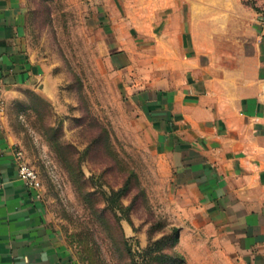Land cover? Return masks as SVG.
<instances>
[{
	"label": "rangeland",
	"instance_id": "rangeland-1",
	"mask_svg": "<svg viewBox=\"0 0 264 264\" xmlns=\"http://www.w3.org/2000/svg\"><path fill=\"white\" fill-rule=\"evenodd\" d=\"M260 4L25 0V45L40 75L3 94L0 115L74 264H235L194 230L193 196L176 193L132 94L156 78L181 30L218 72L242 73Z\"/></svg>",
	"mask_w": 264,
	"mask_h": 264
},
{
	"label": "crops",
	"instance_id": "crops-1",
	"mask_svg": "<svg viewBox=\"0 0 264 264\" xmlns=\"http://www.w3.org/2000/svg\"><path fill=\"white\" fill-rule=\"evenodd\" d=\"M263 2L240 53L248 66L242 73L218 72L190 31L181 30L170 51L162 50L156 78L132 94L176 193L193 196L187 211L194 230L235 264H264ZM25 21V0H0L4 95L40 75L25 45ZM14 150L0 115V264H74L36 192L18 176Z\"/></svg>",
	"mask_w": 264,
	"mask_h": 264
},
{
	"label": "built area",
	"instance_id": "built-area-1",
	"mask_svg": "<svg viewBox=\"0 0 264 264\" xmlns=\"http://www.w3.org/2000/svg\"><path fill=\"white\" fill-rule=\"evenodd\" d=\"M259 17L260 23L264 25V10L260 12ZM3 94L4 87L2 81L0 80V111L3 108ZM14 157L17 163L18 176L24 181V184L28 189L34 190L36 192L40 184L36 173L31 167H29L25 162H23L20 151L15 149ZM36 196H38L37 192Z\"/></svg>",
	"mask_w": 264,
	"mask_h": 264
}]
</instances>
